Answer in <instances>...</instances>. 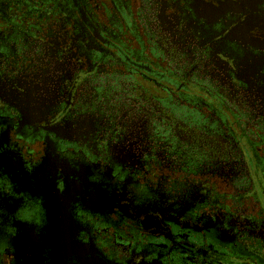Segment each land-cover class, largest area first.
Wrapping results in <instances>:
<instances>
[{
	"label": "flooded vegetation",
	"instance_id": "obj_1",
	"mask_svg": "<svg viewBox=\"0 0 264 264\" xmlns=\"http://www.w3.org/2000/svg\"><path fill=\"white\" fill-rule=\"evenodd\" d=\"M71 257L264 264V0H0V264Z\"/></svg>",
	"mask_w": 264,
	"mask_h": 264
},
{
	"label": "water",
	"instance_id": "obj_2",
	"mask_svg": "<svg viewBox=\"0 0 264 264\" xmlns=\"http://www.w3.org/2000/svg\"><path fill=\"white\" fill-rule=\"evenodd\" d=\"M75 190H74V193H73V195H72V198H75L76 196H77V192H75L76 191V188H74ZM73 190V189H72ZM72 201V200H71ZM72 203V202H71ZM71 224L72 225H75L73 222H71ZM14 225L15 224H13V227H14ZM26 225V224H25ZM17 226V225H16ZM25 227V226H24ZM17 229H19V228H17ZM26 231V230H25ZM29 231V230H28ZM27 231V232H28ZM31 231V230H30ZM29 231V232H30ZM17 236H18V230L16 231V233H15V235L12 237V240H11V245H12V247L15 249V256L17 255V252H16V248H17V243H16V238H17ZM73 238V237H72ZM22 239H23V237H22ZM74 240V239H73ZM23 241V240H22ZM73 257V256H72ZM72 257H71V259L69 258V262L68 263H66V264H74V262H73V260H72ZM59 263L60 264H63L62 262H60L59 261Z\"/></svg>",
	"mask_w": 264,
	"mask_h": 264
}]
</instances>
